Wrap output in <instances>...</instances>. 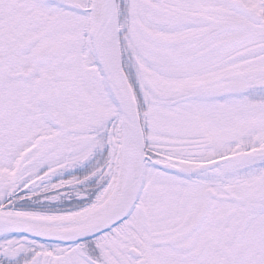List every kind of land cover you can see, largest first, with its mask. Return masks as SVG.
Here are the masks:
<instances>
[{"label": "snow or ice", "instance_id": "6c2138e0", "mask_svg": "<svg viewBox=\"0 0 264 264\" xmlns=\"http://www.w3.org/2000/svg\"><path fill=\"white\" fill-rule=\"evenodd\" d=\"M0 264H264V0H0Z\"/></svg>", "mask_w": 264, "mask_h": 264}]
</instances>
